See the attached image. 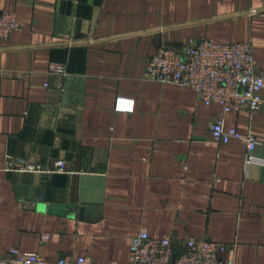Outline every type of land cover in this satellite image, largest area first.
Listing matches in <instances>:
<instances>
[{
  "label": "crops",
  "instance_id": "crops-1",
  "mask_svg": "<svg viewBox=\"0 0 264 264\" xmlns=\"http://www.w3.org/2000/svg\"><path fill=\"white\" fill-rule=\"evenodd\" d=\"M1 11L22 26L0 38V260L17 248L127 264L146 230L264 264V164H247L244 140L218 144L210 130L223 118L254 134L264 158V114L145 79L162 46L205 38L250 42L264 73V0H0ZM54 62L64 75L49 73ZM12 159H63L67 172H21Z\"/></svg>",
  "mask_w": 264,
  "mask_h": 264
},
{
  "label": "built area",
  "instance_id": "built-area-1",
  "mask_svg": "<svg viewBox=\"0 0 264 264\" xmlns=\"http://www.w3.org/2000/svg\"><path fill=\"white\" fill-rule=\"evenodd\" d=\"M21 26L15 13L0 12V38L8 37ZM66 70L64 63L54 62L50 65L49 73L64 75ZM145 79L189 88L205 104H219L225 112L247 109L253 115L264 114V73L258 68L250 42L225 43L205 38L191 39L182 47L162 46L149 58ZM125 108L130 106L122 107ZM210 130L214 142L218 144H227L232 139L244 140L247 164H264V158L255 155L259 140L254 134L226 128L223 118L213 122ZM8 168L42 175L67 172L63 159L57 160L52 168H44L41 164L24 159H12ZM227 251L225 244L210 239L189 238L178 246L170 237L155 238L142 230L130 240L127 264H235L233 258H224ZM0 264L97 263L87 256L50 261L39 253H23L14 248L0 260Z\"/></svg>",
  "mask_w": 264,
  "mask_h": 264
},
{
  "label": "water",
  "instance_id": "water-1",
  "mask_svg": "<svg viewBox=\"0 0 264 264\" xmlns=\"http://www.w3.org/2000/svg\"><path fill=\"white\" fill-rule=\"evenodd\" d=\"M54 213L63 214L65 213V207L64 206H52L50 209Z\"/></svg>",
  "mask_w": 264,
  "mask_h": 264
}]
</instances>
